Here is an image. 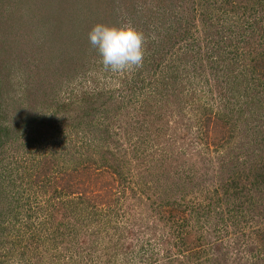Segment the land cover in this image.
Instances as JSON below:
<instances>
[{"label": "rangeland", "instance_id": "obj_1", "mask_svg": "<svg viewBox=\"0 0 264 264\" xmlns=\"http://www.w3.org/2000/svg\"><path fill=\"white\" fill-rule=\"evenodd\" d=\"M154 7H163L161 12L171 9L176 16L196 10L197 17L190 27L185 21L176 24L177 17L166 21L171 25L165 27V20L159 22L155 13L150 14ZM98 23L131 25L142 32V66L122 72L106 70L88 39ZM179 30H191L190 41H202L201 55L207 67L196 60V52L187 53L188 39L179 41ZM221 48L234 53L222 58L217 54ZM50 58L52 78L46 74ZM171 61L179 68L187 67L185 75L155 93L142 86V80L146 84L161 80L160 71L152 75L158 71L157 64L164 67ZM1 79L11 81L8 91L16 96L39 85L46 91L53 80L59 82H53L59 87L52 102L50 95H42L44 105L26 113L33 119L52 114L55 120L64 118L67 125H73L76 114L87 112V118L93 120L113 106L121 120L114 127L132 129L128 142L122 141L127 156L113 146L121 137H104L97 144L124 163L126 182L102 177L110 180L111 189L115 187L110 197L114 199L106 206L102 197H97L83 206L95 208L85 213L87 221L75 224L71 220L79 231L75 237L55 238V233L47 237L46 231L38 230L35 237L22 234L24 240L13 242L12 237L20 231H28L24 224H31L29 202L4 211L8 200L3 195L7 194L0 193V210L4 211L0 214V242H4L0 255L4 264H264V174H260L264 167V0H0ZM110 94L115 96L113 100L108 98ZM62 103L70 108L59 110L57 104ZM232 107L235 120L223 130L212 132L214 120L209 126L198 123L203 112L216 118L222 116V109ZM143 121L151 129L161 130L159 138H152L155 148L147 150L150 167L132 153ZM87 124L84 118L79 127L81 146L91 129ZM40 127L46 131V124ZM67 128L60 126L55 134L70 136ZM83 152L81 149L80 154L86 157ZM59 154L54 156L56 161ZM163 155L167 157L161 164ZM29 156L25 153L16 161L7 157L1 162L0 172L6 168L15 184L8 194L26 187L29 190L28 173L35 162L32 158L25 164ZM61 164L60 168L66 167ZM18 174L27 178L22 180ZM230 178L237 191L230 187L225 194L224 184H229ZM233 192L236 197L228 199ZM29 193L34 199L32 206L46 205V194L36 188ZM182 210L185 212H179ZM177 214L193 217L188 228L192 233L186 241H197L202 232L203 248L175 251L172 223L167 221ZM196 216L203 218L198 224ZM35 219L32 225L37 226L43 217ZM200 250L201 254H194Z\"/></svg>", "mask_w": 264, "mask_h": 264}, {"label": "trees", "instance_id": "obj_2", "mask_svg": "<svg viewBox=\"0 0 264 264\" xmlns=\"http://www.w3.org/2000/svg\"><path fill=\"white\" fill-rule=\"evenodd\" d=\"M227 1L229 0H224L225 3ZM162 8L154 7L153 8L154 11L151 8L150 14L155 13L156 16L159 17V22L165 20L164 21L165 27L171 25V23L167 24L166 21H169L172 18H176V17H177L176 24L182 25V22L185 21L188 27H190L192 20L194 21L195 18L197 17L196 10H192L191 12H189V15L187 16L181 15L182 13L179 14V16H176L174 11L171 12V9L164 8L163 9L164 12H161ZM245 9H247V6H245ZM185 17H188V19H186ZM201 21L205 22L206 24V19H202ZM173 32L176 31L173 30ZM216 34H218V32ZM193 35L194 34H191V30H179L177 32V37L179 38V41L180 40L185 41L188 39L187 48H186L187 53L192 51L196 52V56H194L196 60L199 63L201 62L200 64L203 68L207 67L208 65L204 64L206 62L203 60L201 55V49L203 48L204 44L202 43L201 40H199V38L197 42H195V39H192L190 41V38L193 37ZM168 51L169 50H167V52L165 53H169ZM227 53H229L228 56H230L234 52L227 51L222 48L217 50V54L222 56V58L227 57ZM210 60L211 63L214 61V59H210ZM162 61H160V63ZM50 62L52 63L53 59L50 58L46 61V71L49 69ZM158 64L156 66L158 71L154 70L152 75L157 74L160 71V73L162 74L161 80L158 79L157 81H151L148 82L147 84L145 83L144 80L141 81L142 86L146 87L145 85H147V89H151V92L153 93H155V91H158L161 88V86L163 85L166 86V84H168L169 81L171 83L175 82L179 75L180 76L182 74L185 75L186 71L188 70L187 67L179 68L178 66H175L172 63V61L169 64H166L164 67H160V65ZM54 66L58 67L56 66V64ZM216 68H218V66ZM56 71L57 68H54V74L56 73ZM58 71L60 74V67H58ZM216 72L217 71H215V74ZM46 74H48V78H52V75L49 72V70L46 72ZM169 74L170 77H168ZM53 82H55V80H53ZM53 82L50 83V87H46V91L43 90L41 85H39L38 89L36 90L27 88L28 90H26L24 93L22 92L21 95L16 96V94L13 93L9 94L10 91L8 90L11 87V81H6L3 79L0 80V166L3 165L1 162L5 158L10 157L11 159H14L15 152H16L15 161L17 160L18 156H22L25 153L28 156L31 155L29 156L30 159L28 161L22 160L25 164H28L32 158L35 159V162H33L32 165V170L31 172L29 171L28 173L29 176L28 178L25 177V174L24 176L22 174L20 175L18 174V177L20 179L22 180L24 178L28 179L29 182L27 186L29 187V190H27L26 187L24 191L8 194L9 190L13 186H15L14 181L11 177V173H8V170L6 168H3L2 172H0V193L7 194L3 196L5 197V199L8 200V204H7L8 207L5 208L4 211H9L11 209L13 210L16 208L19 209L22 206H24L26 202H29L27 218L28 221H31V224L29 222H26L24 226L25 228L28 227V231L26 230L25 232L20 231L18 235L12 237V239L14 240L13 242H21L22 240H24L25 236L22 234H26L30 237H35L36 235L35 233L38 230L40 232L46 231L47 237L48 235L55 233V238L56 237L63 238L64 235L68 237L70 236L75 237L79 235L78 234L79 231L76 230L75 224H78L77 221H81V220L87 221L88 218L87 215H85V213L90 208L91 210L95 208L91 206L89 208L84 209L83 206L95 202L94 200L97 199V197H102L106 206L110 202L112 203L114 199V197L112 196L110 200V197L112 193H114L115 187H112L111 189L110 180L109 181L107 180L106 182L105 179L102 177L105 175L111 177L113 176V182L117 181L120 184H125L126 182V179L123 176L125 174V168H126L124 167L125 166L124 163L117 162L118 159L116 158V155L112 153L111 150H108L107 152V150L103 148H99L97 146V144H101L100 140H102L104 137H106L108 140L109 139L113 140L115 139V137L120 139L121 137V141H120L121 143L120 142L116 144L113 143V146H115L116 149L123 151L122 153H124L126 156L128 154V149L125 148L124 142L122 141H126L128 138L131 137V134L129 133L132 131V129L130 128L128 130L126 126L119 128V130H117V128L114 127L116 122H118V125H120L121 120L119 119V116H116V110L113 108V106L112 109L109 108L107 114L105 112H103V114L100 115L96 114V117L93 118V120H89V118H87L86 116L87 112H84V114L80 113L79 115L76 114V116L73 117L74 119L73 125H67L64 118L59 119L58 117H56L55 120L52 114L46 115L45 118L38 117L35 119H33L30 115L26 114L27 112L32 113L34 109L39 110L41 106L44 105V102L41 101L42 95L44 96L50 95L51 102L53 101L54 98L52 97L53 92H55L56 91L55 89L59 87V85L55 84L59 82H55V83ZM139 88L141 89V87ZM108 98L113 100L115 96H112V94H110L108 95ZM53 103H55V101ZM57 107L59 108V110L62 108V110L65 111L68 108H70V105L62 103V104H57ZM111 114L113 116L109 117V115ZM234 114H235V107H232L229 110L222 109V116L218 115L216 118H214V116L212 115H205L203 112L202 117L203 115L204 117L203 118L201 117L198 123L201 124L200 126L202 125L209 126L211 121L214 120V122L212 123L213 126H215V128L213 126L211 127L212 129L214 128L212 132H214V130L217 131L220 128H222L223 130L225 129L226 125L229 124L232 121V119H234L233 116ZM84 118L87 119V123H88L87 125L91 127V129L88 128V131L86 132L88 136L87 140L81 146L82 142L80 140V137L78 136V132H79V127L82 124ZM136 121H138V119H136ZM52 122H54V124H51ZM137 123L140 124L139 122ZM45 124L47 126L46 131L41 130L40 126ZM60 126L63 127L68 126L67 129H68V133H70L69 134L70 136L67 135L62 136V133H60L61 134L60 136L58 134H55V132H57ZM45 133L50 135L45 137ZM136 133L139 134L138 135L139 138H138V142L135 143V146H133L132 153L134 157L138 158L139 160L142 157L141 163H143L144 161L148 165V167H150L149 159H148L150 158V156L147 150L152 149L151 148L152 146L155 148L154 144H152V138H155L156 136L157 138H159L161 130L157 128L151 129L150 124L148 123V125H146V122L143 121L142 124H140V132H136ZM98 135L101 139L98 137ZM231 136L234 137V135ZM59 141H62L60 142L61 144H59ZM149 146L150 148H148ZM171 146L173 147V145ZM115 147H113V150L115 149ZM81 149L85 150V152H83L84 154L87 152L86 157L80 154ZM57 153H60L58 155L60 160L58 159V161H56L54 158V156H56ZM80 155L83 156L82 157L84 158L83 160H80L79 158ZM166 157L167 155H163L161 157L162 158L161 164H164ZM53 161L56 163V165H54ZM59 164H61V166L65 165L66 167L62 166L60 168ZM16 168L20 170L19 163L16 166ZM27 168L26 169L24 168L25 171H27ZM260 174L261 175L264 174V167L260 169ZM10 178L12 180H10ZM228 181L229 184L228 183L224 184V191H226L225 194L228 193V191H230L229 189L230 187L234 189V192H236L237 191L236 182H233L231 178L228 179ZM93 187H96L97 190H95ZM3 188L5 190H3ZM34 188H36V191H40L46 194V198L43 201L44 204L46 205L38 206L37 204L36 208L35 206L31 205L32 202L31 200L34 199L30 197L29 191L31 190L32 192V189ZM234 192L231 195H228L229 196L228 199L236 197ZM99 194L101 196H98ZM4 211L0 210V214L3 213ZM179 212H185V211L182 210ZM100 213L101 212H98L97 215L101 216ZM174 215L169 217L167 223L169 224L172 223V227H173L172 234L175 238L173 241L175 251H178V253L180 251L181 253L182 249L184 248L186 249V247H191L190 248L191 251H195L194 247L203 248L205 242L202 243L203 241V239H201V237H203L202 232L200 233L199 235L200 237L198 238L197 241L195 240L194 242H189L190 244L186 241L188 240L190 233H192V230L190 231V229L188 230V228L191 225V221L193 220V217L192 218L184 217V216H179L178 214L177 216ZM36 217L38 218L43 217V220L40 222L41 223L40 225L34 226L32 225V221L34 222L36 220L35 219ZM196 217L197 218H194V222L195 224H198L201 221L200 219L203 218L198 216ZM60 218H63V220H58ZM19 219H21V217H18L17 220ZM71 220H73L75 224ZM262 236H264V233L262 234ZM165 242L168 243L169 241L165 239ZM3 243H4L3 241L0 242V244ZM26 245L28 244L26 243ZM201 250L197 251L194 254H201ZM56 257L58 260H60V255H56ZM2 258H4V256L0 255V264H4Z\"/></svg>", "mask_w": 264, "mask_h": 264}, {"label": "clouds", "instance_id": "obj_3", "mask_svg": "<svg viewBox=\"0 0 264 264\" xmlns=\"http://www.w3.org/2000/svg\"><path fill=\"white\" fill-rule=\"evenodd\" d=\"M106 70L122 72L142 66L144 35L131 25L110 26L98 23L88 33Z\"/></svg>", "mask_w": 264, "mask_h": 264}]
</instances>
